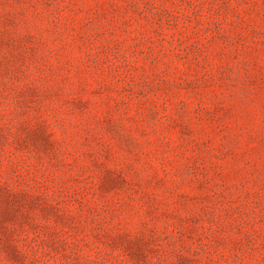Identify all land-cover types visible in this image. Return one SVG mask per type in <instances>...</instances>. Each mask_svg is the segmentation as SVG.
I'll use <instances>...</instances> for the list:
<instances>
[{"label": "rangeland", "instance_id": "1", "mask_svg": "<svg viewBox=\"0 0 264 264\" xmlns=\"http://www.w3.org/2000/svg\"><path fill=\"white\" fill-rule=\"evenodd\" d=\"M0 264H264V0H0Z\"/></svg>", "mask_w": 264, "mask_h": 264}]
</instances>
